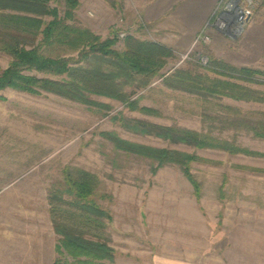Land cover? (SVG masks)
<instances>
[{"label":"rangeland","instance_id":"1","mask_svg":"<svg viewBox=\"0 0 264 264\" xmlns=\"http://www.w3.org/2000/svg\"><path fill=\"white\" fill-rule=\"evenodd\" d=\"M79 1L76 22L103 40L117 36L118 50L127 36L154 41L138 13L145 0H117L116 7L106 0ZM246 3L251 18L263 0ZM52 5L63 13L66 3ZM243 29L231 37L212 30L204 33L209 41L195 44L196 38L189 51L173 50L148 86L127 87L136 109L103 95H91L97 104L88 105L49 92L0 91V264H54L57 234L48 195L64 188L66 168L99 180L95 200L112 216V264H264V139L248 129L264 123V102L200 96L164 83L176 69H194L200 56L259 70L264 82V53L244 42ZM10 62L0 52V73ZM198 71L208 82L229 80ZM236 82L264 92V84ZM140 122L210 135L256 153L172 143L144 132ZM112 135L197 156L188 167L199 189L179 164L160 165L117 148Z\"/></svg>","mask_w":264,"mask_h":264},{"label":"trees","instance_id":"2","mask_svg":"<svg viewBox=\"0 0 264 264\" xmlns=\"http://www.w3.org/2000/svg\"><path fill=\"white\" fill-rule=\"evenodd\" d=\"M53 1L0 0V52L11 57L8 67L0 73V91L11 88L35 95L49 92L88 105L97 104L91 99L95 94L120 100L132 109L138 108L127 87L148 86L174 55L173 49L131 35L126 37L124 48L118 50L115 48L117 36L103 40L76 22L79 0H65L63 13L52 5ZM106 1L112 7L118 3L117 0ZM72 54L76 56H69ZM201 68L229 80L216 78L208 82L202 79L198 71ZM259 73V70L211 59L207 66L198 62L194 69H176L164 77V83L169 88L200 96L264 102V92L236 82L264 84ZM140 123L144 132L156 133L172 143L256 153L195 131ZM248 129L255 137L264 139L263 122L252 123ZM110 138L117 148L150 157L160 165L179 164L188 178L195 181L188 162L200 159L197 156L130 143L113 135ZM64 183L63 189L54 188L48 195L49 215L57 234L54 264H112L115 250L108 231L112 216L95 200L99 187L97 176L84 169L66 168ZM194 184L198 190L197 181Z\"/></svg>","mask_w":264,"mask_h":264},{"label":"crops","instance_id":"3","mask_svg":"<svg viewBox=\"0 0 264 264\" xmlns=\"http://www.w3.org/2000/svg\"><path fill=\"white\" fill-rule=\"evenodd\" d=\"M220 1L145 0L144 3L137 4V8L140 9V22L151 39L177 53H184L193 47L195 39L201 34H212V30H219L214 25L206 26L214 19ZM243 37L252 50L264 53V0L261 8L244 26Z\"/></svg>","mask_w":264,"mask_h":264},{"label":"built area","instance_id":"4","mask_svg":"<svg viewBox=\"0 0 264 264\" xmlns=\"http://www.w3.org/2000/svg\"><path fill=\"white\" fill-rule=\"evenodd\" d=\"M246 1L251 3L252 0H221L215 10L214 19L207 24L206 28L214 25L230 37L235 36L250 19L251 11ZM207 41H209V36L203 33L197 37L195 44ZM200 59L202 64H207L206 57L200 56Z\"/></svg>","mask_w":264,"mask_h":264}]
</instances>
